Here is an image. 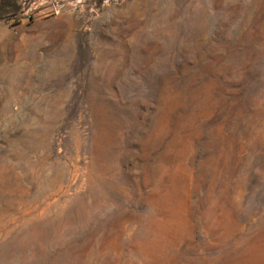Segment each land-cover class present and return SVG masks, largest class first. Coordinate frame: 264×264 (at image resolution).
<instances>
[{
  "label": "rangeland",
  "instance_id": "rangeland-1",
  "mask_svg": "<svg viewBox=\"0 0 264 264\" xmlns=\"http://www.w3.org/2000/svg\"><path fill=\"white\" fill-rule=\"evenodd\" d=\"M0 264H264V0H0Z\"/></svg>",
  "mask_w": 264,
  "mask_h": 264
}]
</instances>
